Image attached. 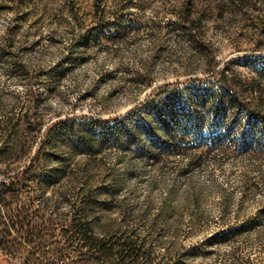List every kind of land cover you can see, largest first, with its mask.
Masks as SVG:
<instances>
[{
    "label": "rangeland",
    "instance_id": "374dc122",
    "mask_svg": "<svg viewBox=\"0 0 264 264\" xmlns=\"http://www.w3.org/2000/svg\"><path fill=\"white\" fill-rule=\"evenodd\" d=\"M97 1L0 0V150L11 118L22 130L25 116L42 130L66 118L120 121L117 138L97 126L104 141L90 151L70 155L62 140L46 144L38 178L22 186L15 213L29 207L30 227L55 228L60 246L70 216L88 212L93 223H115L143 240L154 261L182 246L181 264H264V161L250 153V125L239 123L237 109L222 124L209 103L200 123L184 105L170 103L149 122L139 107L163 84L216 79L232 64L235 79L250 85L245 100L264 110V0L233 7L224 0L192 34L178 13L183 0H127L117 10L118 0H101L102 20ZM212 56L218 64L209 70ZM172 132L188 151L168 149ZM42 133L33 132L18 164L0 163V183L28 164ZM220 138L226 146H215ZM87 178L94 186L85 208L78 191ZM31 247L16 259L0 255V264H23ZM74 256L70 250L57 263L77 264Z\"/></svg>",
    "mask_w": 264,
    "mask_h": 264
},
{
    "label": "trees",
    "instance_id": "16d2710c",
    "mask_svg": "<svg viewBox=\"0 0 264 264\" xmlns=\"http://www.w3.org/2000/svg\"><path fill=\"white\" fill-rule=\"evenodd\" d=\"M224 0H183L179 16L184 25L188 29V33L199 30L203 25V18L206 10L219 7L220 2ZM247 0H225L231 7L236 3L243 5ZM98 0L95 4V12L99 20L105 18V13L100 9ZM127 0H118L115 8L125 5ZM259 67H263V60H259ZM218 61L215 57H208L207 69L214 70ZM234 65V64H233ZM232 64H227L225 70L220 71L218 78H209L201 82L190 80L185 84H163L154 89L147 98L140 104V110L148 111L145 121L149 122L152 113H160L168 104L174 103L184 105L191 118L200 123L202 108L206 104H212L219 112V118L222 124L226 123L232 116L233 109H237L239 115L237 119L241 125L248 123L250 125V138L253 139L255 148L250 151L254 154V158L264 161V110L263 103L252 104L246 101L245 92L251 90L250 85L246 82L235 79L236 70L231 68ZM256 87V86H254ZM259 101H263L262 95ZM163 104L161 105V103ZM135 113L138 111H134ZM134 115L132 113L131 117ZM131 119V118H130ZM129 118H123L121 123H127ZM26 130L20 128V124H16L11 118L2 128L6 132L7 140L0 150V163L5 164L9 168L20 162L19 155H29L31 149V141L35 139L34 131H43L39 141V148L34 155L29 158L28 164L19 171H14L9 180L0 183V205L6 212L0 215V255L6 259H16L23 246H32V251L28 250L24 256L23 264H58L57 260L70 252L74 253V259L77 264H181V257L184 254L182 246L174 248L175 255L167 260L162 259L154 261L150 252L146 249V244L140 238L128 235L125 231L115 223L100 225L99 222L93 223L90 220L88 212H82L80 215L72 214L70 216V228H63L62 234L67 237V243L63 246L59 245V241L55 240L57 232L55 228L33 229L30 227V216L32 215L29 207L22 208V212L15 213L18 209L17 202L22 196V186L27 182L34 181L38 178L39 168L43 164L40 156L41 150L46 146L54 145L57 140H62L67 147L68 153L74 155L80 149L90 151L94 145L100 147L103 144V136L96 138L95 129L97 126L110 128L114 138H117L120 132V121L106 122L101 120H89L78 124L69 118L59 119L51 122L44 130L34 126L30 117L25 116ZM24 131V132H23ZM113 131V132H112ZM139 137V143H142V136L139 132H133ZM72 135L74 140H68V136ZM244 139L247 136L243 133ZM34 137V138H33ZM141 138V139H140ZM175 132H172L171 142L167 145L168 149L186 150L187 148L177 144ZM184 140L186 137L181 136ZM215 146H226L225 141L221 138L215 141ZM249 151V150H248ZM264 163V162H263ZM65 170V167L62 166ZM264 177V170H263ZM92 180L87 178L80 186L78 195L85 208L92 203L88 198L89 192L93 187ZM17 227V224H22ZM28 224L27 229L25 225ZM99 225L100 230L97 226ZM61 234V235H62ZM226 237V236H225ZM55 247H54V245ZM47 245V251H43ZM53 245V247H52ZM25 249V248H23ZM39 252V254H38ZM35 257L34 260L30 257ZM43 256L47 262L41 259ZM233 264H240L238 258ZM244 264H255L248 259Z\"/></svg>",
    "mask_w": 264,
    "mask_h": 264
}]
</instances>
